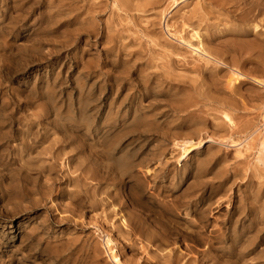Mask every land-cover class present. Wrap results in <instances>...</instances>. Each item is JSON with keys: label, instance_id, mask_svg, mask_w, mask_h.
Listing matches in <instances>:
<instances>
[{"label": "rangeland", "instance_id": "1", "mask_svg": "<svg viewBox=\"0 0 264 264\" xmlns=\"http://www.w3.org/2000/svg\"><path fill=\"white\" fill-rule=\"evenodd\" d=\"M263 6L0 0V264H264Z\"/></svg>", "mask_w": 264, "mask_h": 264}, {"label": "bare ground", "instance_id": "2", "mask_svg": "<svg viewBox=\"0 0 264 264\" xmlns=\"http://www.w3.org/2000/svg\"><path fill=\"white\" fill-rule=\"evenodd\" d=\"M259 3V2H258ZM261 4H263V3H261ZM255 5V4H254ZM249 7V6H248ZM264 7V6H263ZM260 8V11H262V10H264V8ZM256 9V8H255ZM250 12H252L253 11V8H249L248 9ZM259 11V12H260ZM248 12V11H247ZM249 12V13H250ZM261 13H263V12H261ZM253 15V14H252ZM246 17H247V15H246ZM249 17V16H248ZM245 18V17H244ZM181 39V38H180ZM240 46V45H239ZM256 46H254L253 48H255ZM252 48V49H253ZM257 48V47H256ZM249 49H250V47H249ZM245 50V49H244ZM253 50H255V49H253ZM251 51V50H250ZM259 51V50H258ZM260 51H262V50H260ZM245 52V51H244ZM250 54V53H249ZM210 57V56H209ZM247 58V57H246ZM264 59V58H263ZM181 61V60H180ZM206 61H207V59H206ZM205 61V62H206ZM221 62V61H220ZM223 63V61L221 62V64ZM224 64V63H223ZM192 66V65H191ZM224 66V65H223ZM196 69V68H195ZM238 71V70H237ZM237 71H235L234 70V72H237ZM239 74V73H238ZM237 74V75H238ZM240 74H242L241 73V71H240ZM242 75H245L246 77H251V76H248V75H250L249 73H244V74H242ZM232 76H234V75H232ZM236 76V75H235ZM238 76H240V75H238ZM254 77V76H253ZM253 77H251V78H249V79H253L252 81H254L255 83H264V81H263V79L261 78V80H260V78H253ZM167 78V77H166ZM236 78H238V77H236ZM235 78V79H236ZM233 77H230V82L229 83H227V84H230V83H232V80H235ZM235 83V82H234ZM237 84V83H236ZM261 85V84H260ZM264 85V84H263ZM229 86V85H228ZM229 89V88H228ZM230 89H232L231 87H230ZM233 90H234V88H233ZM189 101V100H188ZM234 102V101H233ZM184 108V107H183ZM227 115V114H226ZM228 116V115H227ZM229 117V116H228ZM229 121V120H228ZM182 142V141H181ZM201 144H202V141L198 144V145H196V144H190V146L189 147H186L185 149H184V155H187V153H189L191 150H192V148L194 149V148H198V147H200L201 146ZM242 152V151H241ZM264 152V151H263ZM240 153V152H239ZM240 154H242V153H240ZM260 158V157H259ZM261 159H263V158H261ZM252 176V175H251ZM225 236V235H224ZM226 239V238H225ZM111 243H112V241H111V239H110V237L109 236H105L104 237V239H103V244H104V246L108 249V251L110 252V257L112 258V260H114L117 264H121V261H120V259L117 257V255H115V254H113V253H111V252H113V249H112V247H111ZM115 263V264H116Z\"/></svg>", "mask_w": 264, "mask_h": 264}]
</instances>
